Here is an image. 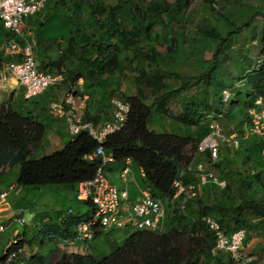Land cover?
Listing matches in <instances>:
<instances>
[{
  "label": "trees",
  "instance_id": "16d2710c",
  "mask_svg": "<svg viewBox=\"0 0 264 264\" xmlns=\"http://www.w3.org/2000/svg\"><path fill=\"white\" fill-rule=\"evenodd\" d=\"M55 1L58 6L59 1ZM204 1L223 24L224 21L230 22L234 28L225 33L224 27L211 23L197 29L202 43L212 42L216 45L212 63L206 73L197 76L198 84L206 88L204 103H194V100H187L183 96L182 113L172 116L173 113L169 110L174 97L189 87V83L185 81L189 76L182 78L176 72L177 79L182 78V87L175 88L166 80L175 71H172L175 67L170 56L184 53L181 48L187 40L192 42V50L201 54L203 50L201 41L188 39V33L174 28L189 17L191 0H116L107 8L105 0H71L69 4L58 6L65 9L66 30L62 35L65 47L61 56L49 64L41 59L42 65L39 67L42 72L63 74L65 81L39 96L48 98L46 105L35 101L38 97H22L18 104L9 100L0 105V174L6 167L11 171L14 166H19V176L14 185L15 194L20 196L21 189L26 187L41 189L59 185L66 186L75 193V197L79 184L92 180L100 165L99 159H88L95 153L98 143L83 131L76 137L70 136L62 149L37 157V151L43 147L40 136L48 130L47 124L39 122V119H52L48 114L50 103L62 98L61 89L65 90L66 95L72 87H76L77 94L88 96L83 120L96 127L111 120L115 99H121L130 106L125 128L109 136L104 143L105 154L112 155L123 170L128 160L144 170L145 189L164 201L163 228L166 226L168 230L131 233L122 246L101 261L89 254L73 253L70 257L63 258L60 264H227L224 257H219V254H227H212L216 239L203 222L205 217L217 220L228 235L239 229L247 230L245 244L253 235L264 237V156L261 140L241 139V164L230 160L229 150L224 156L220 150V159L218 157L212 165V170L214 173L217 170L219 175H216L227 181L225 189H219L214 184L199 187L200 181L188 173L189 168H194L207 159L204 156V160H201L197 155L198 145L210 133L206 116L209 113H221L223 109L221 97L216 106L212 105L215 109L210 107L208 89H211L212 79H209V74L215 73L221 61L229 56L227 52L234 47L236 36L250 28L259 17L263 20V27L258 41L256 35L254 40L259 45L261 58L264 57V13L253 11L247 22L234 25L231 22L234 14L219 11L218 0ZM223 1L224 9L235 4L233 0ZM33 18L35 17L30 18L27 24L35 30ZM13 38L15 36L6 31L0 21V45ZM18 41L21 42L20 39ZM163 46L166 47L164 52L158 49ZM20 60L21 58L7 56L0 50V68L6 63ZM61 69H65V72ZM128 76L133 81L134 93L131 95L121 80ZM80 80H83L81 92L77 85ZM239 80L245 82V87L238 90L237 98L228 104L226 114L219 122L226 131L235 126L242 134L245 126L250 123L248 111L253 107L254 99H264V63L259 68L255 65ZM235 83L229 88H233ZM148 89L150 104L146 102L148 97L145 95ZM25 102H32L31 108L34 110L31 114L18 110L26 107L22 106ZM153 105H156V116L161 119L156 120L158 127L167 131L169 127L163 124L171 117L177 123L170 127L173 132L157 133L149 127ZM200 107L203 109L200 110ZM246 143H250L253 151L246 150ZM107 166L108 164L105 170ZM177 181L185 186L193 184L198 195L189 200L176 196ZM19 189L20 192L17 193ZM77 202L80 203L78 209L72 214L67 212L63 221H58L62 214L55 221H44L33 239H28L27 231L21 233L23 240L13 249L25 248L26 244L31 246L34 241H38L44 249L48 240H74L78 224L90 219L96 212L91 201ZM11 205L16 212H25L23 203L12 202ZM102 233L103 231L96 232L95 237ZM26 264L50 262L47 255L41 252L33 255Z\"/></svg>",
  "mask_w": 264,
  "mask_h": 264
},
{
  "label": "built area",
  "instance_id": "2783aa9c",
  "mask_svg": "<svg viewBox=\"0 0 264 264\" xmlns=\"http://www.w3.org/2000/svg\"><path fill=\"white\" fill-rule=\"evenodd\" d=\"M48 0H0V21L6 31L15 36L11 40L4 41L0 50L7 56L21 58L20 62L6 63L0 68V92L7 90L11 82L15 81L19 87H24L25 98L34 99L44 94L49 88L62 84L65 81L63 74H52L39 70L35 55L37 44L34 30L28 26L27 21L40 14ZM18 39L21 40L18 41ZM264 63V57L260 58L256 67ZM245 87V82L239 80L233 88L224 89L221 95L222 112L209 113L206 116L210 133L198 145L197 154L207 156L196 167L189 168L188 173L195 176L200 182L199 187L214 184L219 189L227 187V181L220 179L212 170V165L218 159L222 147L233 150L240 148L241 139L256 138L263 143L262 154L264 156V99L256 97L253 107L248 111L249 125L245 126L240 134L235 126L226 131L219 120L226 114L228 104L237 98L239 89ZM115 107L112 118L101 127H96L91 122L83 120V112L86 108L85 100L76 93V87H72L59 101H53L49 105L50 113L65 120L68 133L71 137L78 136L86 131L98 143L94 154L89 160L99 159L100 165L92 180L80 183L76 193L77 201H91L95 207V214L88 220L82 221L77 226L76 238L69 241L73 246L75 242H87L94 238L96 232L110 231L112 229L129 230L134 233L142 230L156 231L163 229L165 217L164 201L152 195L149 189L141 190L137 203L131 208L128 188L119 189L107 179L106 165L114 162L112 155H106L104 143L111 135L121 132L127 123L130 106L121 100L113 101ZM127 165L131 164L128 160ZM131 170L126 167L122 174L126 177ZM140 174L145 177V172L140 169ZM198 187V188H199ZM176 196H183L184 200L195 198L198 195L193 184L185 186L181 181L175 183ZM12 191L15 187L10 188ZM20 192V189L17 193ZM9 193L0 194V232L7 230L9 226L5 222L10 221L11 226L24 227L33 220V213L16 212L8 201ZM69 214L73 210L68 211ZM65 216L59 218L63 221ZM48 222V221H46ZM203 222L213 232L216 243L212 250L214 256L225 253L236 264H249L254 262V257L244 251L248 232L239 229L232 234H226L219 222L211 217L203 218ZM13 224V225H12ZM19 234L15 232V238ZM14 238V239H15ZM4 249L0 264H26L30 255L25 248L14 250L13 247L23 240L20 235Z\"/></svg>",
  "mask_w": 264,
  "mask_h": 264
},
{
  "label": "rangeland",
  "instance_id": "374dc122",
  "mask_svg": "<svg viewBox=\"0 0 264 264\" xmlns=\"http://www.w3.org/2000/svg\"><path fill=\"white\" fill-rule=\"evenodd\" d=\"M49 1V2H48ZM44 10L35 16L32 19V23H35V38H36V46H35V55L38 61L39 67L42 65V60H46L45 64H49L51 61L57 60L61 56V51L65 47V39L62 38L64 35L66 26H65V9L58 8L59 5L64 6V3H70L71 0H62L59 1L58 6L56 5L55 0H48ZM174 1V0H171ZM235 4L230 6L229 8H223V0H218L217 9L224 13L232 12L234 17L232 16L231 22L234 25H240L245 23L250 18V13L253 11H260L264 13V0H233ZM116 0H105L106 8L110 4H114ZM233 7V8H232ZM251 9L249 12L248 10ZM189 17L187 19H183L182 22L178 25L176 24L174 28L176 30L182 31L184 30L188 36V39L194 38L196 41H201V36L197 29L208 24L217 25L218 27H224L223 30L227 33L234 28L230 24V22H225L224 24L217 15H214L210 7L204 0H191V5L189 7ZM263 27V20L259 17L256 18L251 27L245 29L241 34L237 35L235 38L234 47L229 50L228 57L224 58L218 70L215 73L209 74V79H212L211 89L209 90V101L210 107L216 106L218 104V98L221 97L223 89L229 88L232 84L238 81L239 78L244 77L248 70H252L257 61L261 58L259 45L257 43L261 29ZM254 35H256L257 41L254 40ZM59 43V44H58ZM202 43V41L200 42ZM192 42L187 40V42L183 45L181 49L184 50V53L180 54H172L170 57L172 58V64H174V69L172 71L173 74L171 76H167L166 80L172 84L175 88H180L182 85L180 84L182 78H186L189 76L188 80H185L189 83V87L182 90L180 94L174 97L172 103L169 107V110L173 113L172 116L180 115L183 111V99L182 97H186V99L194 100V103L203 102L206 96V88L198 84L199 80L197 76L201 73H206L207 68L212 63V57L216 51V45L211 43L203 42L202 54L196 50H192L191 48ZM195 45V44H194ZM60 46V47H59ZM158 49L162 52L166 50V47H158ZM192 51V54H191ZM39 56V57H37ZM246 59V60H245ZM208 62L209 64H205ZM172 68L170 67L169 70ZM62 72H65V69H61ZM180 75L182 78L180 80L175 76L176 73ZM128 76L127 79H121L123 86L128 91V94H133V81ZM16 85L15 81L11 82ZM244 88V87H243ZM9 89V88H8ZM214 91V95L213 91ZM65 95V90H60V97L63 98ZM145 95H147V101L149 104L151 103L150 98V90L145 91ZM23 95H19L17 97L12 96L10 99L12 102L15 101V104L21 102ZM120 99V98H119ZM23 100H25L23 98ZM121 100V99H120ZM33 101V100H30ZM35 101L40 102L41 104L46 105L48 103L47 97H38ZM147 104V103H146ZM214 104V105H213ZM26 107L18 108V110H23L24 113L33 112L32 102H25L22 106ZM43 105V106H44ZM213 105V106H212ZM36 108V107H35ZM152 116L150 117L149 127L153 129L157 133L164 132H173L170 128L171 126L177 124L171 119L165 122L163 126L169 127L166 130L158 127V123L156 120H161L156 116V105L151 106ZM203 107H200L202 110ZM213 109H215L213 107ZM211 110V108H209ZM36 111H38L36 109ZM114 109H112V113ZM34 114V113H33ZM238 131V129H237ZM70 137L65 138V142H68ZM260 141L259 139H255ZM60 143L59 140L55 139L52 141V145H46L37 151V157H43L45 155H50L53 152L60 150L64 147L63 143L60 146H53ZM245 148L248 152L253 151L250 148V143L245 144ZM241 149V148H240ZM238 150H233L229 148H222L221 155L224 156L229 150V158L236 164L242 163V156L240 155ZM199 155V154H197ZM220 159V157H219ZM19 166H14L10 171L9 167L3 169V173L0 174V194L3 191L9 193L8 201L9 203H23V207L26 213H33L35 215L33 220H30L29 224L24 227L11 226L10 221L5 222L7 226V230L4 232H0V257L3 254V250L13 241L15 238V232L18 231L19 234L15 239H18V236L21 235L24 231L39 232V228L43 224L40 215L41 213H48L50 216L55 217L57 211H63V213H67L69 208L78 209L79 204L73 198L74 193L66 188V186L59 185H51L41 189L35 187H26V189H21L20 196H17L14 191H12L11 185L17 183V179L19 176ZM216 174L219 175V172L216 170ZM200 189V188H199ZM10 203V204H11ZM29 203H34V205H30ZM37 215L39 216L40 222L37 221ZM64 216V215H61ZM165 218V217H164ZM13 225V224H12ZM168 227L164 226L162 229L163 232L167 231ZM21 237V236H20ZM29 237H31L29 235ZM129 237L128 233L125 230H110L103 232L100 236L94 237L87 242H75L73 246H71L73 251H81L85 254L89 253L95 260L101 261L103 258L110 256L117 248L122 246L124 242ZM253 238L245 244L244 251L248 255L254 257V262L256 264H264V237H258L257 235H253ZM14 239V240H15ZM30 239V238H29ZM262 245L263 247H258L254 250L255 246ZM62 247H68V244L62 243L58 244ZM57 244L48 240L47 245H45L44 249L41 247L38 241H34L31 246L26 244L25 251L27 254L32 257L38 253L43 252L47 255L50 264H60L63 258L70 257L73 253L68 252L67 250H57ZM41 251V252H40ZM68 253H67V252Z\"/></svg>",
  "mask_w": 264,
  "mask_h": 264
},
{
  "label": "crops",
  "instance_id": "0c3cea01",
  "mask_svg": "<svg viewBox=\"0 0 264 264\" xmlns=\"http://www.w3.org/2000/svg\"><path fill=\"white\" fill-rule=\"evenodd\" d=\"M37 57H39V56H37ZM39 60H41V57H39ZM77 85H78V89L81 92L82 91V86H83V80H80L79 82H77ZM13 95H14V97H17L19 95H23V97H25V89H24V87H19L18 85H15V84L11 83V86L9 87V89L0 92V105L2 103L6 102V101H9L12 98ZM79 95L82 96V98L85 100V103L87 105L88 96L87 95H82V94H79ZM13 103H15V101H13ZM85 110H86V108H85ZM85 110H84V112H85ZM84 112H83V114H84ZM48 114L52 117V119H47L45 121L39 119V122H43L44 124H47V126H48V130L46 131V133L42 132V134L40 136V142H41L42 146L45 147L46 145H52V141L57 139V140L60 141V143H58L56 145H53V146H55V147L56 146H60L63 143H66L65 142V138L70 137V135L68 133L67 124L64 121V119L57 118V117L53 116L50 113H48ZM34 115H35V113H34ZM199 158L201 160H204L205 157H204V155H199ZM126 167H129V169L131 170V172L126 177H124L123 174H122L123 168L120 165L116 164L115 161L108 164L107 169L105 170V173H106L107 179L109 180V182L112 185L116 186L119 189H124L125 187L128 188L129 198H130V207L132 208L137 203L138 198L141 195V193H140L141 190H144L145 187L143 185V177L140 174V169L138 167L134 166L132 163L129 164V165H127V163H126L125 168ZM14 185L15 184H12L11 187H13ZM73 198L77 202L76 197H75V193L73 195ZM77 203L80 204L79 202H77ZM70 209H72L75 212V209L69 208L68 210H70ZM61 214L66 216L67 213H63V211H57L56 214H55V217L50 216L48 213H41V214H38V215L41 216L40 219L43 218L41 220L42 222H44V221L46 222V221H50V219L52 221H55L57 219V217L59 215H61ZM38 215H37L36 224H39V223H37L38 221L40 222V219H39ZM112 230H118V229H112ZM125 231L128 233V235L131 234L129 232V230H125ZM27 234H28V231H27ZM29 235L31 237H29ZM29 235H28V239L29 238L33 239L34 237L37 236V232H34V235H32V232H29ZM50 241L54 242L57 245L58 244H62V243L68 244V242H64V241H61V240H55L54 239V240H50ZM47 243H48V241H47ZM47 243H45V245H47ZM258 247L262 248L263 246L259 244L258 246L254 247V250L257 249ZM73 249L74 248H72L70 245L68 247H65V248L62 247L61 245L57 246V250H62V251L67 250L70 253H76V254H82V255L85 254L84 252H81L79 250L73 251ZM87 254H89V253H87ZM219 257L220 258L224 257L225 262L227 264H229L230 262L232 263L231 258L229 256H227V255L219 254Z\"/></svg>",
  "mask_w": 264,
  "mask_h": 264
}]
</instances>
